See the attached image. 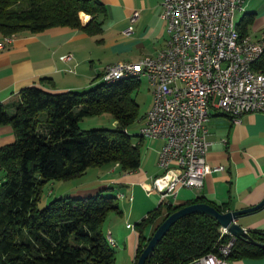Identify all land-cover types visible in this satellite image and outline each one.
<instances>
[{
	"label": "trees",
	"instance_id": "1",
	"mask_svg": "<svg viewBox=\"0 0 264 264\" xmlns=\"http://www.w3.org/2000/svg\"><path fill=\"white\" fill-rule=\"evenodd\" d=\"M79 13L89 16L84 26ZM104 15L100 0H0V36L52 27L97 36ZM251 21L252 16L242 17L236 23L239 33L245 35ZM262 51L251 68L264 75V47ZM131 79L101 81L83 91L48 92L29 86L19 91L11 115L0 105V126L8 125L13 134V141L0 147V264H115L101 229L108 213H118L112 196L56 197L41 209L36 203L48 182H67L108 164L122 172L138 168L139 144L125 131L137 117L131 94L139 81ZM104 113L115 122L114 129L79 130L81 119ZM195 203L225 212L224 205L213 206L202 198L174 207L161 202L137 224L134 263L148 240L142 233L146 226L157 220L155 229L174 211ZM248 236L264 244V232L248 231ZM229 239L212 217L189 214L172 224L144 264H184L216 252ZM261 258L264 249L239 238L226 257Z\"/></svg>",
	"mask_w": 264,
	"mask_h": 264
},
{
	"label": "crops",
	"instance_id": "2",
	"mask_svg": "<svg viewBox=\"0 0 264 264\" xmlns=\"http://www.w3.org/2000/svg\"><path fill=\"white\" fill-rule=\"evenodd\" d=\"M160 1L100 0L105 15L97 36L67 27L13 35L11 42L0 49V105L11 115L19 91L25 87L36 86L48 92L83 91L99 83L105 66L154 56L167 38L164 22L159 19ZM133 11L138 12L137 18L130 24L131 31L124 34ZM245 16H252L245 35L258 41L264 36V0H247L235 23ZM78 17L81 26L89 20L83 13ZM2 40L0 36V43ZM42 78L47 80L40 82ZM205 128V166L222 170L206 172L199 188H179L174 196L161 202L174 207L202 198L213 206L224 205L225 212L254 206L264 196V114H243L234 123L210 106ZM139 139L146 140L141 145L136 170L122 172L115 164L90 168L86 171L93 174L85 182L82 179L87 173L48 193L55 198L96 193L112 196L118 213L107 214L102 233L114 242L109 240L110 247L118 248L130 264H134L137 224L161 203L155 192L146 191L151 180L161 173L156 161L162 141ZM12 141L11 128L0 126V147ZM74 181L80 183L73 186ZM156 222L142 230L146 238ZM234 222L247 231L264 232V206ZM226 264H264V258L227 260Z\"/></svg>",
	"mask_w": 264,
	"mask_h": 264
},
{
	"label": "built area",
	"instance_id": "3",
	"mask_svg": "<svg viewBox=\"0 0 264 264\" xmlns=\"http://www.w3.org/2000/svg\"><path fill=\"white\" fill-rule=\"evenodd\" d=\"M246 1L161 0L159 19L167 36L164 46L149 62H123L102 71V79L137 73L154 87L137 133L138 137L162 141L156 161L161 173L146 191L155 192L160 202L179 188H199L206 172L222 170L205 166V123L210 106L234 123L243 114H264L263 87L250 84V73L241 74V65L256 57L264 36L257 48H247L250 38L241 33L240 43L233 49H225L223 44L228 6L239 10ZM137 15V11L131 12L124 34L131 31ZM9 43L3 41L0 49ZM237 82H246L245 91H237ZM220 232L227 234L223 229ZM231 245L229 239L216 252L184 264H226Z\"/></svg>",
	"mask_w": 264,
	"mask_h": 264
},
{
	"label": "rangeland",
	"instance_id": "4",
	"mask_svg": "<svg viewBox=\"0 0 264 264\" xmlns=\"http://www.w3.org/2000/svg\"><path fill=\"white\" fill-rule=\"evenodd\" d=\"M240 14L241 13L236 12V11L232 14V27L235 29H237L235 21L238 20V15ZM9 37L12 38V36H9ZM101 81L102 80H100L99 82ZM150 93H151V88L149 84H147V80L141 79V82L139 81L138 87L131 94L132 98L134 99L135 104L137 105V117L135 118L133 123L125 129V131L128 135L131 136V141L133 144L139 143V151H141V147H142L141 145L143 144V142H145L146 139H139L137 131H138V128L142 125L141 117L150 107V102L152 99V93H151V96H150ZM78 128L81 131H86L90 129H100V128L114 129L115 122L113 121L110 115L104 113L98 116L87 117V118L81 119L78 122ZM88 170H90V168L87 169V171ZM87 171L84 174H86ZM92 174L93 173L89 171L87 173V176L85 175L82 181L85 182L86 178L90 177V175ZM63 183L64 182H56V181H51V182L46 183L41 188L39 200L36 203L37 208L38 209L43 208L48 201L54 199L55 197L52 195H48V193L51 192L53 189L55 190L57 186ZM79 183L74 181L72 184L73 186H76ZM108 244L110 246L112 245L109 240H108ZM112 249L114 251L115 264H130V261L129 262L127 261L125 256L121 254V251L118 248L112 247Z\"/></svg>",
	"mask_w": 264,
	"mask_h": 264
},
{
	"label": "water",
	"instance_id": "5",
	"mask_svg": "<svg viewBox=\"0 0 264 264\" xmlns=\"http://www.w3.org/2000/svg\"><path fill=\"white\" fill-rule=\"evenodd\" d=\"M263 206L264 196L254 206L242 210L227 211L223 213H218L214 208L205 203H195L184 206L164 218L161 223L154 229L134 264H144V261L151 256L153 248L161 240V238L172 226V224H174L181 217L193 213L204 214L212 217L216 221L220 229L225 230V232L231 237L232 241L239 238L253 246L264 249V244L253 241L248 236V231L241 228L234 222L238 217L251 214L256 210L262 208Z\"/></svg>",
	"mask_w": 264,
	"mask_h": 264
},
{
	"label": "bare ground",
	"instance_id": "6",
	"mask_svg": "<svg viewBox=\"0 0 264 264\" xmlns=\"http://www.w3.org/2000/svg\"><path fill=\"white\" fill-rule=\"evenodd\" d=\"M244 10V7L241 9H236L235 6H228V21L225 24L224 29V35H223V44L225 46V49H233L234 44L240 43V33L237 29L232 27V14L236 11L239 13H242ZM11 42L12 38H4L3 41ZM258 41H251L250 39L247 41V48H257ZM264 42H259V50L256 53V57H251L250 62L244 63L241 65V74H249L250 73V84L251 85H258L259 87H263V94H264V75L262 73H256L252 70V64L256 59H259L260 54L263 52ZM262 55V54H261ZM152 59V57H146L139 62H149ZM252 65V66H251ZM126 78H132L135 81H140L141 79L147 80V78H142L141 75L137 73H129L124 75H114L109 78H104L102 82L105 83H113L122 79ZM131 79V80H132ZM151 88L152 97L154 96V87L152 84H149ZM246 89V82H237V91H245ZM144 138V137H139Z\"/></svg>",
	"mask_w": 264,
	"mask_h": 264
}]
</instances>
